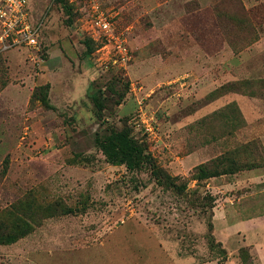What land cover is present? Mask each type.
Here are the masks:
<instances>
[{
  "label": "rangeland",
  "instance_id": "374dc122",
  "mask_svg": "<svg viewBox=\"0 0 264 264\" xmlns=\"http://www.w3.org/2000/svg\"><path fill=\"white\" fill-rule=\"evenodd\" d=\"M98 2L109 32L29 0L39 47L0 50V223L33 228L0 264H264V0Z\"/></svg>",
  "mask_w": 264,
  "mask_h": 264
},
{
  "label": "built area",
  "instance_id": "2783aa9c",
  "mask_svg": "<svg viewBox=\"0 0 264 264\" xmlns=\"http://www.w3.org/2000/svg\"><path fill=\"white\" fill-rule=\"evenodd\" d=\"M93 12V23L106 32L111 24L98 0H86ZM29 0H0V50L38 48L40 27L29 12Z\"/></svg>",
  "mask_w": 264,
  "mask_h": 264
},
{
  "label": "trees",
  "instance_id": "16d2710c",
  "mask_svg": "<svg viewBox=\"0 0 264 264\" xmlns=\"http://www.w3.org/2000/svg\"><path fill=\"white\" fill-rule=\"evenodd\" d=\"M49 86H42L39 88V91H36L33 94V98H37V100L41 101L47 108L51 107L50 98H49ZM120 145L118 147L117 156L113 157V153L111 152L108 146L104 145V152L107 154L108 158L113 163H125L127 164L128 169H135L137 166L143 163L144 160L140 158L141 155L140 150H138V146L133 142V140L129 139L126 135H119ZM144 158H149L148 156ZM231 172H227L223 170V172H216L209 169L207 166H199L196 168L194 173V179L203 180L211 177H215L221 174H229ZM32 226L28 223H16V225H12L11 227L6 226L4 223H0V243H15L19 239L26 237L32 231Z\"/></svg>",
  "mask_w": 264,
  "mask_h": 264
}]
</instances>
